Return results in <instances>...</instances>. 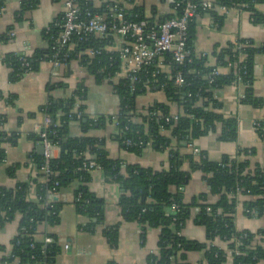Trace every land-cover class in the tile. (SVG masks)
Segmentation results:
<instances>
[{"label":"trees","instance_id":"obj_1","mask_svg":"<svg viewBox=\"0 0 264 264\" xmlns=\"http://www.w3.org/2000/svg\"><path fill=\"white\" fill-rule=\"evenodd\" d=\"M124 1L132 6L131 8L128 6L124 11L126 20L147 21L148 28L155 25L146 18L144 8L134 5L135 0ZM179 2L181 0H175L174 8ZM5 3L6 0H0V10L4 8ZM76 3L80 8V18L86 19L99 14L106 17L108 24L114 21L112 10L115 7H123V3L118 0L104 1L99 6H96L93 0H76ZM213 4V10L199 9V13L210 15L220 26L226 17L219 15L221 8H226L227 11L240 8L250 13L253 23L264 25V13L258 9V6L264 5V0H214ZM39 5L40 0L22 1L20 10L16 14L17 20L23 19L27 12L37 9ZM181 15L182 4L175 10V14L158 23ZM62 22L63 15L43 32V39L48 44L47 48L37 49L29 55L9 54L4 58V64L11 71L10 82L17 83L26 74L38 72L40 65L43 62H52L56 53L59 55L58 59L67 65L78 60L81 67L95 76L97 81L112 77L119 71L118 55L104 49L114 43L113 36L104 40H98L91 35L83 36L82 39L75 37L72 40L75 45L72 50H69L68 46L58 50L57 39ZM195 26L196 20L189 26L187 50L190 55L183 65L175 64L171 54H165L162 64L160 60H156L143 67L137 74L139 78L137 82L121 80L118 84H111L119 100V112L116 116L94 120L84 113V106H80L79 112L82 113V117L80 120L77 119L76 104L87 98V89L83 82L78 84L76 92L70 98L56 100L49 97L48 103L40 109L52 120L48 129V138L59 146H63L64 140H67V148L59 158L49 161V174L43 171L47 166L44 155L34 152L33 159L38 176L19 182L14 188L0 187V228L20 217L18 235L10 243L11 250L4 256L2 264H56L62 254L59 239L50 231L42 232L44 223L49 230L60 224L64 203L55 201L46 205L47 195L52 190L61 194L76 185L73 203L78 215L87 219L82 229L93 233L96 227L104 225L106 201L104 196L93 193L90 189L93 173L84 168L89 161L87 156H93L106 183L119 186L121 197L118 205L123 222L142 226V244L145 243L148 229L159 230L157 253L148 256L147 264H191L188 262V254L191 252L205 253V262L197 264L228 262L227 252L183 236V229L191 219L196 225L204 227L210 243L221 239L227 244L228 251L240 252V255L229 256L232 264L264 262V247L258 239L259 236L264 235V231H259L257 234L251 231L238 232L234 219L240 201L237 200L238 190L241 199L246 198L242 201L245 215L264 219V166L251 167L248 159H240L242 156H251L254 152L240 148L235 157L223 156L219 161H211L203 151L186 155L180 152L179 147L173 148L174 140L178 144L193 143L201 137L217 132L220 125L222 126L220 141L238 140L237 120L224 117L221 113L223 104L215 96L219 89L235 84L237 76H241L245 86L241 103L261 105L253 93V71L256 56L264 54V44L257 46L252 40L238 38L216 54V67H208L205 59L197 58L193 50ZM11 30L12 27L6 34L0 36V42L6 43L11 39L9 34ZM88 50L100 51V53L91 57L86 53ZM241 55L244 56L243 60H240ZM163 66L168 67L167 70L163 69ZM218 67L228 68L230 72L227 76L219 75L215 82L210 84L208 76ZM244 71L247 73L243 74ZM178 74H182L185 78V84L181 87L175 84ZM61 86L50 84L48 91L52 92ZM156 91L164 92L171 103L181 108L182 114H179L177 121H172L173 114L170 107L159 102L144 108L142 113L136 116L137 100ZM15 101V96L6 99L10 106H15ZM115 117L119 122L116 127L118 132L116 137L122 147L137 156H141L149 147L158 152L169 150L168 168L156 170L152 167L129 165L110 157L104 139L69 137L72 122H79L81 128L87 132L95 127L104 128L106 123L113 122ZM135 117L138 118L137 121H134ZM167 119L171 121L168 122ZM7 121V116L0 113V126ZM257 132L264 139V122L261 123L260 128H257ZM167 133L170 136H167ZM19 137L18 132H6L0 129V166L6 157L1 146L7 143L16 145ZM32 138L37 137L32 135ZM186 164L189 170L184 169ZM19 168L18 165L11 167L8 174L12 177L16 176ZM197 171L203 173L208 193H201L190 203H186L184 190L192 174ZM31 184L35 186L34 199L28 198ZM209 195L217 198L215 203L208 201ZM174 207L176 209H173ZM196 208L199 211L194 214ZM121 225L120 222L105 227L103 231L104 237L113 249L118 246ZM46 236L52 238V243H45ZM236 240L240 243L238 247L235 244Z\"/></svg>","mask_w":264,"mask_h":264},{"label":"crops","instance_id":"obj_2","mask_svg":"<svg viewBox=\"0 0 264 264\" xmlns=\"http://www.w3.org/2000/svg\"><path fill=\"white\" fill-rule=\"evenodd\" d=\"M24 0H6L5 6L0 10V36L10 33L14 37L6 42H0V113L7 116L8 121L1 130L6 132H18L20 137L16 145L9 143L1 146L5 151V160L0 166V187L14 188L19 182H25L28 178H36L38 171L33 159L34 152L38 153L41 143L34 132V125L43 126L45 114L40 111L46 105L49 97L56 100L67 99L74 95L78 84L83 82L87 89L86 100L78 101L84 106V113L91 119L109 118L119 112V100L115 95L112 83L107 79L97 81L96 77L82 68L78 61H72L66 66L56 68L51 62H43L40 70L30 73L17 83L10 82V69L4 64V58L9 54L26 52L32 54L37 49L47 48L48 44L43 39V32L50 25L62 17L64 4L61 0H40L37 9L27 12L23 19L17 20V12ZM104 1L95 3L99 6ZM175 0H135L136 6L144 8L147 19L157 24L161 20L175 14ZM132 6L129 5V8ZM264 13V5L258 6ZM220 16H226L223 24H217L210 15H200L196 19L195 37L193 41L194 53L197 58H204L206 66L216 67V54L235 41L236 39L252 40L257 46L264 44V25L252 22L250 13L240 8H232L227 12L219 11ZM9 33V34H10ZM168 67L163 66L167 70ZM220 75L227 76L229 69L218 67ZM253 93L261 105L254 106L243 104L240 96L244 94V84H233L219 89L216 98L223 104L221 113L225 118H233L238 124V140L236 142L220 141L222 126H218L217 132L201 137L193 143L178 144L174 140L173 148L179 147L182 154H195L205 152L211 161H219L223 156L235 157L240 148L254 152L251 156H242L240 159H248L251 167L264 166V139L261 138L255 127L256 123L264 122V54L257 55L253 71ZM50 84L62 85L52 92L48 91ZM15 96V106L7 104L6 99ZM154 102L166 104L173 115L182 114L178 105L171 103L164 92H150L146 97L137 100V110L140 112ZM33 116H30V115ZM140 115V114H139ZM21 122V123H20ZM69 137L72 138H99L106 141V147L110 157L114 160H122L129 165H139L156 170L167 169L169 166V150L158 152L147 148L141 156L128 152L120 145L116 135L117 128L114 122L108 121L104 128H92L84 131L79 122L70 124ZM36 135V139L32 138ZM167 136H170L167 133ZM62 146L53 150V159L61 156ZM19 166L16 176L8 174L11 167ZM189 170L188 164L184 165ZM76 185L64 190L61 195L64 207L60 214V224L49 231L56 234L62 254L56 264H147L150 254L157 253L159 230L150 228L147 230L145 243L142 244L143 230L137 223H124L119 199L121 191L117 184L106 183L102 173L94 172L90 189L93 193L104 196L105 223L96 227L93 233L84 231L82 225L87 219L78 215L74 205V193ZM175 189L173 188L172 191ZM201 193H208V186L204 181L203 173L197 171L192 174L188 186L184 190V201L191 200ZM35 186L31 184L29 198L34 199ZM246 199V198H245ZM241 199L234 216L235 226L238 232L251 231L257 234L264 231L263 218H250L245 215ZM216 197L209 195L208 201L215 203ZM122 223L120 227V239L116 249H113L103 235L105 227ZM20 224V217L6 223L0 228V264L3 258L10 252V243L15 238ZM42 232L44 229L42 228ZM189 240L207 243L227 252V244L221 239L213 242L207 240L204 227L198 226L193 219L186 223L182 232ZM264 247V235L258 238ZM70 246L68 251L65 247ZM228 254V253H227ZM188 262L191 264L204 263V252H191L188 254ZM232 264L228 254V262ZM259 264H264L261 262Z\"/></svg>","mask_w":264,"mask_h":264},{"label":"built area","instance_id":"obj_3","mask_svg":"<svg viewBox=\"0 0 264 264\" xmlns=\"http://www.w3.org/2000/svg\"><path fill=\"white\" fill-rule=\"evenodd\" d=\"M64 4L63 22L60 25L61 32L57 39L59 45L58 50L63 47L68 46L69 50H72L75 45L72 43L73 38L79 37L82 39L83 36L91 35L98 40H104L110 36H113L115 41L111 45H107L104 49L109 53H116L119 57L120 67L119 71L112 77H107L108 81L111 83L118 84L121 80H131L137 82L139 80L137 74L142 70L143 67L152 64L156 60H162L165 54H171L172 61L175 64L183 65L190 55L187 50V42L189 38V26L194 22L199 16V9L203 10H213L214 0H181L175 6L177 10L182 4V15L181 17H174L167 19L161 23H157L151 28H148L147 21L140 22H130L124 18V11L128 8V3L124 0H118L123 3V7L114 8L112 18L114 21L108 24L106 17L103 15L95 14L89 18H80V8L78 7L76 0H61ZM94 2L98 0H93ZM220 11L227 12L226 8H221ZM10 37H14V33H10ZM26 53V52H23ZM91 57L99 54L100 51L88 50L86 52ZM58 53L54 55V59L51 62L54 67L61 68L67 64L61 62L58 59ZM67 58V56H66ZM244 56L241 55L240 60H243ZM78 61V60H77ZM79 62V61H78ZM231 67V64L229 65ZM247 72L244 71L243 74ZM30 74V73H28ZM26 74L25 76H27ZM220 75L219 70L216 68L208 76L209 83L215 82L216 78ZM239 75V74H238ZM24 76V77H25ZM175 84L179 87L185 84V78L182 74H178L175 79ZM235 84H242V77L237 76ZM244 96H240V101ZM80 105L77 103L75 111L78 113L77 119L80 120L82 113L79 112ZM142 113H136V116ZM179 115H173L172 121H177ZM138 118L135 117L134 121ZM168 122L171 119H167ZM115 126L117 127L119 122L115 117L113 120ZM52 124V120L49 116L45 115V123L43 126L37 124L34 125V132L39 138L43 139L44 146V157L46 159L47 166L43 168V171L49 174V161L53 159V150L59 145L52 143L48 138V129ZM261 123H256L255 127L260 128ZM129 145V142H127ZM88 160L84 168L88 171L101 172L100 167L94 161L93 156H87ZM47 181V180H45ZM29 198V196H28ZM60 198L62 201V195L52 190L47 195L46 205H50L56 199ZM241 198L240 190L237 191V200ZM30 199V198H29ZM239 203V202H238ZM173 209H176L174 207ZM198 208L194 209V214H197ZM45 233L49 232V227L44 223L42 225ZM19 231V230H18ZM18 235V232L17 234ZM46 244L52 243V238L46 236L44 239ZM236 247L240 245L239 241H235ZM70 246L65 247V251H68ZM229 256L231 254L240 255L238 250L233 253V251H227Z\"/></svg>","mask_w":264,"mask_h":264},{"label":"water","instance_id":"obj_4","mask_svg":"<svg viewBox=\"0 0 264 264\" xmlns=\"http://www.w3.org/2000/svg\"><path fill=\"white\" fill-rule=\"evenodd\" d=\"M86 122V121H85ZM38 141L41 143V146H39L38 147V153L40 154V155H44V146H43V144H42V142H43V139H41V138H38ZM66 143H67V140H64V143H63V146H62V149H61V151L62 152H64L65 150H66V148H67V146H66ZM56 200H60V198H58V199H56Z\"/></svg>","mask_w":264,"mask_h":264}]
</instances>
